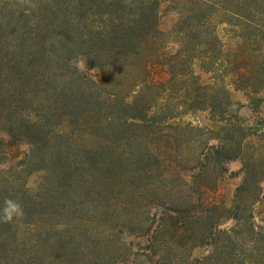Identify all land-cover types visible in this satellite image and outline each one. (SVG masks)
<instances>
[{
	"label": "trees",
	"instance_id": "obj_1",
	"mask_svg": "<svg viewBox=\"0 0 264 264\" xmlns=\"http://www.w3.org/2000/svg\"><path fill=\"white\" fill-rule=\"evenodd\" d=\"M162 8L175 15L166 32ZM263 88L264 0H0V211L9 198L24 213L0 221V264H150L157 252L168 264H264V155L246 151L263 122L231 112L234 93L252 106ZM185 151L193 198L165 205L157 184ZM232 160L242 179L224 207L207 198L210 177ZM97 217L116 222L103 238ZM120 231L140 255L122 253ZM187 247L210 251L183 257Z\"/></svg>",
	"mask_w": 264,
	"mask_h": 264
},
{
	"label": "rangeland",
	"instance_id": "obj_2",
	"mask_svg": "<svg viewBox=\"0 0 264 264\" xmlns=\"http://www.w3.org/2000/svg\"><path fill=\"white\" fill-rule=\"evenodd\" d=\"M174 20H175V15L173 13L166 12L164 11L163 8L161 9L159 27L162 31H165V32L168 31L171 28L172 24L174 23ZM223 28L224 27L218 28L219 37L222 40L225 46V49L232 50L235 48L237 41L236 39H234V36H232L227 30H224ZM171 48H174V47L171 46ZM152 72L154 73V76L157 79L166 78L165 72L159 66H155ZM218 75H221L223 79L227 80V76L225 74L221 73ZM256 97L261 100V104L260 102L259 104L255 102L254 105L249 106V104H247L248 101H246V99L240 93H234L232 95L233 106L231 108V112L236 113L237 117L239 118V120H241V122H243L244 126H251V128H254L253 125L255 122L257 121L263 122L262 125H260L258 128H255V129L260 130L264 134V88L259 91ZM234 103H239V105H235ZM197 115L199 116V119L204 121V117L202 115L200 114H197ZM182 120L185 122H192L193 125H197V121L195 119V116L193 115L183 116ZM258 140L255 139V137L252 139L249 138L246 140V143H247L246 151L248 154H254L255 156L264 155V141L262 139L259 141ZM175 162H177L176 163V165L178 166L177 168L181 172L173 169L172 171L173 178L169 182H166L164 184H157L159 186L161 185L160 192L162 191L163 188L166 189L167 194L164 195L162 200L164 201L165 205H171V206H176L178 202L185 201L188 199L190 200L191 198H193L190 192H188L187 185L182 183V181L183 182L184 180L186 181V178H187L186 176L190 174L189 173L190 171L195 172L193 169H191L194 164L192 153L189 154L187 151L183 152L181 157L179 159H176ZM225 168L227 171L226 173H224L225 175L221 177L220 179H216V176H218V173H215L210 177L211 180L215 178V184H213L214 185L213 188H215V190L210 192L207 195V198L208 200H211V202L215 204H220V205H223L224 207H230L232 200H233V195L235 193V190L237 189L239 184H241V179H242V174L240 173L241 162L239 160L229 161L228 163L225 164ZM33 182H34V179L31 178L30 183H33ZM258 184H260L259 186L264 192V176L263 178H261ZM28 185H33V184H28ZM15 187H18V185L16 184ZM141 198L143 199L145 203L147 202L146 201L147 197L141 196ZM149 199H151V197H149ZM254 208H255L254 209L255 224L263 225L264 224V206H262L261 204H257L255 205ZM140 209L142 210V207H140ZM154 212L155 211L152 210L151 214ZM216 214L210 215L212 217V220L216 219L215 217ZM208 220L209 219L207 218L201 219L200 223L197 225V227L199 228L198 230H196L197 234L205 232L204 230L206 228V225L209 224ZM90 223H91V226L93 227H95L97 224L100 225L99 227L100 232L98 231L97 232H98L99 237H102V238L106 235V231L108 232V230L114 229L116 226L114 225L116 222L115 223H113L112 221L109 222L108 220L102 219V218L98 219V217L92 220V222ZM118 223L120 224V222ZM233 225H234V222L232 220H224L219 223L218 228H220L221 230L223 229L228 230ZM114 241L118 242L117 244L121 245L122 253H126L129 249H131L132 251L131 253L136 252L139 255L141 254V250L138 249V248H141L139 246V244L141 243L140 240L134 239L129 233V231L128 232L124 231L122 233L121 231L118 232L117 234H115ZM188 249H189V252L186 251ZM152 250L150 249V251ZM238 250H240V248H238ZM155 251L157 250L155 249ZM209 251H210V247H203V248L194 249L190 252V248L187 247L185 249H180L179 253L182 254L183 257H185L188 253L192 254V257H202V256L207 255ZM131 253H129V255ZM155 255H154V259H152L150 264H168L167 262L162 261L161 253L157 252ZM145 259L146 258H144L143 256H139L137 257L135 264H149V263H146Z\"/></svg>",
	"mask_w": 264,
	"mask_h": 264
},
{
	"label": "clouds",
	"instance_id": "obj_3",
	"mask_svg": "<svg viewBox=\"0 0 264 264\" xmlns=\"http://www.w3.org/2000/svg\"><path fill=\"white\" fill-rule=\"evenodd\" d=\"M4 205V208L0 211V221L11 222L14 217L19 218L23 216V208L19 202L5 198Z\"/></svg>",
	"mask_w": 264,
	"mask_h": 264
}]
</instances>
